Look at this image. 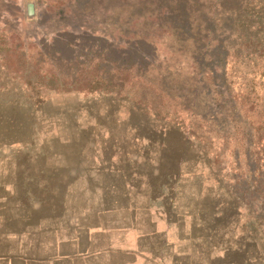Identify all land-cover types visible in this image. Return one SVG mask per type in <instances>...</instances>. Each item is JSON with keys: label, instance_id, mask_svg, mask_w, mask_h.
I'll return each instance as SVG.
<instances>
[{"label": "rangeland", "instance_id": "1", "mask_svg": "<svg viewBox=\"0 0 264 264\" xmlns=\"http://www.w3.org/2000/svg\"><path fill=\"white\" fill-rule=\"evenodd\" d=\"M136 25L147 40L134 50L152 57L157 48L155 63L131 43L127 53ZM147 64L165 78L143 87L125 68ZM116 80L139 83L133 96L181 127L210 179L205 191L235 211L229 235L250 243L245 260L229 253L215 264H264V0H0V147L25 145L36 129V157L54 144L52 115Z\"/></svg>", "mask_w": 264, "mask_h": 264}, {"label": "crops", "instance_id": "2", "mask_svg": "<svg viewBox=\"0 0 264 264\" xmlns=\"http://www.w3.org/2000/svg\"><path fill=\"white\" fill-rule=\"evenodd\" d=\"M142 26L125 40L127 53L129 43L140 53ZM156 50L136 57L155 63ZM125 69L143 87L164 77L160 66ZM129 83L111 81L63 105L45 132L56 145L36 157V129L27 145L0 147V264H215L229 253L245 260L250 243L231 241L235 211L205 191L210 179L195 148ZM198 251L206 256L198 260Z\"/></svg>", "mask_w": 264, "mask_h": 264}, {"label": "water", "instance_id": "3", "mask_svg": "<svg viewBox=\"0 0 264 264\" xmlns=\"http://www.w3.org/2000/svg\"><path fill=\"white\" fill-rule=\"evenodd\" d=\"M35 7L34 4L32 2H28L26 4V16L28 18L33 17L35 15Z\"/></svg>", "mask_w": 264, "mask_h": 264}, {"label": "flooded vegetation", "instance_id": "4", "mask_svg": "<svg viewBox=\"0 0 264 264\" xmlns=\"http://www.w3.org/2000/svg\"><path fill=\"white\" fill-rule=\"evenodd\" d=\"M208 69H209L212 77L214 78L215 77V71L213 70V68L211 66H208ZM198 82L202 83L203 81H202V79L201 80L198 79Z\"/></svg>", "mask_w": 264, "mask_h": 264}]
</instances>
